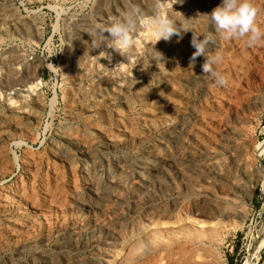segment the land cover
I'll return each instance as SVG.
<instances>
[{
    "label": "rangeland",
    "instance_id": "rangeland-1",
    "mask_svg": "<svg viewBox=\"0 0 264 264\" xmlns=\"http://www.w3.org/2000/svg\"><path fill=\"white\" fill-rule=\"evenodd\" d=\"M173 3L164 0L161 12L181 16L179 24L198 35L212 34L208 55L221 58L214 68L226 85L203 74V56L191 63L193 31L156 42L147 23L154 0H0V264H43L47 255L60 264H264V40L248 47L247 37L216 34L203 14L222 0ZM252 3L264 33V0ZM132 5L141 16L127 57L107 46L103 30ZM92 40L104 42L93 48ZM107 79L124 101L83 112L77 98ZM181 122L183 131L176 128ZM146 160L155 170L148 175ZM25 166L49 172L51 183L30 189L35 206L20 224L8 225L12 190L29 176ZM87 171L119 185L93 208L72 201L77 192L86 194ZM55 187L66 192L59 201L52 197ZM173 204L178 209L169 217L163 211ZM200 205L205 214L194 211Z\"/></svg>",
    "mask_w": 264,
    "mask_h": 264
},
{
    "label": "bare ground",
    "instance_id": "bare-ground-1",
    "mask_svg": "<svg viewBox=\"0 0 264 264\" xmlns=\"http://www.w3.org/2000/svg\"><path fill=\"white\" fill-rule=\"evenodd\" d=\"M195 1V0H194ZM206 1V0H205ZM210 1V0H209ZM201 2V1H200ZM260 3V2H259ZM194 4V3H193ZM192 6V5H191ZM190 6V7H191ZM1 8V7H0ZM187 8V7H186ZM4 10V9H3ZM2 10V11H3ZM173 10V9H172ZM6 11V10H5ZM180 11V10H179ZM183 11V10H182ZM199 11V10H198ZM7 12V11H6ZM187 12V11H186ZM195 12V11H194ZM202 12V11H201ZM180 13H182V12H180ZM191 14L193 13V12H190ZM179 14V13H178ZM178 14L177 15H175L174 14V16H178ZM184 14V13H183ZM182 14V15H183ZM189 14V13H188ZM188 14H185V16L186 15H188ZM193 14H195V13H193ZM191 15V17H193L194 15ZM179 15H181V14H179ZM5 16V15H4ZM173 16V15H172ZM185 16L183 17L182 16V18L184 19L185 18ZM189 16V15H188ZM0 17H2V16H0ZM181 17V16H180ZM180 17H175L174 19L179 23V22H181L182 21V19L180 18ZM199 18V17H198ZM190 19V18H189ZM193 19V18H192ZM185 20H186V18H185ZM195 20V19H194ZM186 22V21H185ZM189 22V21H188ZM194 22H196V21H194ZM108 23V22H107ZM183 24H184V22H182ZM190 23V22H189ZM188 23V24H189ZM96 25L95 26H99L100 24L99 23H95ZM181 24V23H180ZM103 25V24H102ZM110 25V24H109ZM185 25V24H184ZM106 26V25H105ZM187 27H188V25H187ZM95 28V27H94ZM101 28V27H100ZM102 30V29H101ZM96 31V30H95ZM104 31V30H103ZM185 38V37H184ZM166 42V41H165ZM80 43V42H79ZM84 44V43H83ZM174 44V43H173ZM162 46V45H161ZM163 47H165V46H163ZM157 48V47H156ZM172 48V47H171ZM156 50V49H155ZM167 51H169V50H167ZM172 51V50H171ZM152 51H150V53H151ZM154 52V51H153ZM159 52V51H158ZM165 52H163V54H164ZM148 54V53H147ZM162 54V55H163ZM78 55V54H77ZM156 55V54H155ZM154 56V55H153ZM158 56V55H157ZM156 56V57H157ZM160 56H161V54H160ZM4 57V56H3ZM171 58V57H170ZM154 59V58H153ZM158 59H159V56H158ZM161 59V58H160ZM163 59V58H162ZM6 60V59H5ZM173 60V59H172ZM169 63V62H168ZM138 64V63H137ZM150 68V67H149ZM162 69V68H161ZM168 69V68H167ZM160 72V71H159ZM185 72V71H184ZM162 73V72H161ZM166 73V72H165ZM105 75V74H104ZM109 75V74H108ZM113 75V74H112ZM160 75V74H159ZM172 75H174V74H172ZM126 76V75H125ZM110 77V76H109ZM179 77V76H178ZM182 78H183V76H181ZM111 78V77H110ZM113 78V77H112ZM174 78V77H173ZM89 79V78H88ZM104 79V78H103ZM114 79V78H113ZM163 79V78H162ZM168 79V78H167ZM94 80V79H93ZM110 80H112V79H110ZM110 80H102V81H98V82H94L93 84H91V86H90V88L86 91H83L81 94H80V96L78 97L77 95L79 94H77V95H75L76 97H78L77 98V101L79 102V107L81 108V109H83V112H84V109L85 110H93V112L96 110L97 112L99 111V110H101V109H103L104 108V106L105 105H108V104H115L116 105V103H120V101L123 99V97L121 96V94H116L117 93V91H114V89H112L111 88V81ZM10 81V80H9ZM14 81V80H13ZM203 81H204V79H203ZM11 82V81H10ZM129 82V81H128ZM174 82V81H173ZM112 83H114V82H112ZM141 83V82H140ZM164 83V82H163ZM14 84V83H13ZM9 85V84H8ZM139 85V84H138ZM144 85H146V84H144ZM112 86H114V84L112 85ZM174 86V85H173ZM115 87V86H114ZM176 87V86H175ZM204 88V87H203ZM117 89V88H116ZM119 89V88H118ZM120 89H121V87H120ZM137 89V88H136ZM141 89V88H140ZM170 89V88H169ZM124 90V89H123ZM143 90H144V88H143ZM174 90V89H173ZM81 91V90H80ZM136 91V90H135ZM175 91V90H174ZM153 92V91H152ZM163 92V91H162ZM145 93V92H144ZM175 93V92H174ZM179 93V92H178ZM142 94V93H141ZM166 94V93H165ZM176 94V93H175ZM156 95V94H155ZM169 95V94H168ZM127 96V95H126ZM158 96V95H157ZM73 97V96H72ZM152 97V96H151ZM163 98V97H162ZM69 99V98H68ZM73 99H74V97H73ZM72 99V100H73ZM76 99V98H75ZM74 99V100H75ZM126 99V98H125ZM148 99V98H147ZM154 99V98H153ZM161 99V98H160ZM160 99L158 100V102L160 101ZM37 100V99H36ZM151 100V99H150ZM177 100V99H176ZM123 101H124V99H123ZM123 101H122V104H123ZM164 100L162 99V102H163ZM75 102V101H74ZM126 102H129V101H127V99H126ZM133 102V101H132ZM72 103V102H71ZM150 103V102H149ZM160 104V103H159ZM158 104V105H159ZM162 104V103H161ZM72 105V104H71ZM118 105H120V104H118ZM127 105H129L128 103H127ZM132 105V104H131ZM167 105V104H166ZM161 106V105H160ZM115 107V106H114ZM117 107V106H116ZM143 107V106H142ZM159 108V107H158ZM173 108V107H172ZM79 109V108H78ZM143 109V108H142ZM146 109V108H145ZM169 109V108H168ZM167 109V110H168ZM119 110V109H118ZM129 110H131V109H129ZM78 111V110H77ZM106 111V110H105ZM105 111H102V112H105ZM69 112V111H68ZM100 112V111H99ZM119 113V112H118ZM153 113V112H152ZM103 114V113H102ZM112 114V113H111ZM120 114V113H119ZM33 115V112H32V114H31V116ZM105 115H106V113H105ZM107 115H108V111H107ZM123 115V114H122ZM5 116V115H4ZM69 116H71V115H69ZM100 116H102V115H100ZM140 116V115H139ZM174 116V115H173ZM33 117H37V116H33ZM116 117V116H115ZM118 117V116H117ZM120 117V116H119ZM16 118V117H15ZM125 118V117H124ZM152 118V117H151ZM36 119V118H35ZM87 119V118H86ZM118 119V122H119V118H117ZM123 119V118H122ZM122 119L120 120V121H122ZM132 119H134V118H132ZM170 119V118H169ZM102 120V119H101ZM154 120V119H153ZM167 120V119H166ZM171 120V119H170ZM12 121V120H11ZM72 121V120H71ZM132 121V120H131ZM136 121V120H135ZM145 121V120H144ZM171 121H173V120H171ZM182 121V120H181ZM134 122V121H133ZM177 122V121H176ZM87 123V122H86ZM119 123H121V122H119ZM145 123V122H144ZM173 123H175V121L174 122H172V124ZM16 124V123H15ZM136 124V123H135ZM134 124V125H135ZM139 124V123H138ZM186 123H180V124H177V126H176V128H178L179 130H182L183 131V129L186 127V125H185ZM9 125V124H8ZM19 125H20V123H19ZM86 125V124H85ZM124 125V124H123ZM161 126H162V124H160ZM131 126V125H130ZM172 126H174V124L172 125ZM171 126V127H172ZM4 127V126H3ZM65 127V126H64ZM69 127V126H68ZM111 127V126H110ZM175 127V126H174ZM67 128V127H66ZM70 128V127H69ZM73 128V127H72ZM75 129H76V127H74ZM73 128V129H74ZM85 128V127H84ZM84 128L82 129V130H84ZM112 128V127H111ZM110 128V129H111ZM123 128V127H122ZM125 128V127H124ZM123 128V129H124ZM156 128V127H155ZM175 128V129H176ZM68 129V128H67ZM71 129V128H70ZM70 129H68L69 131H70ZM90 129V128H89ZM109 129V130H110ZM136 129V128H135ZM172 129V128H171ZM174 129V130H175ZM187 129V128H186ZM64 130V129H63ZM72 130V129H71ZM78 130V129H77ZM118 130H120V129H118ZM125 130V129H124ZM147 130V129H146ZM157 130V129H156ZM173 130V131H174ZM179 130H178V132H179ZM85 131V130H84ZM89 131V130H88ZM108 131V130H107ZM129 132H130V130H128ZM187 131V130H186ZM63 132V131H62ZM125 132V131H124ZM129 132H128V134H129ZM132 133L134 132L133 131V127H132V131H131ZM139 132V131H138ZM158 132V131H157ZM160 132V131H159ZM158 132V133H159ZM64 133H66V132H64ZM70 133H72V132H70ZM82 133V132H81ZM80 133V134H81ZM109 133V132H108ZM126 133H127V131H126ZM132 133L130 134L131 136H134V135H132ZM175 133H176V131H175ZM180 133H181V131H180ZM67 134H68V132H67ZM73 134H75V133H73ZM83 134V133H82ZM91 134H92V132H91ZM128 134H126L127 135V138H128ZM135 134V133H134ZM149 134V133H148ZM172 134V133H171ZM185 134V133H184ZM63 135V134H62ZM61 135V136H62ZM76 135L77 134H75V137L74 138H77V139H79L78 137H76ZM84 135V134H83ZM102 135V134H101ZM122 135V134H121ZM140 135V134H139ZM66 136H68V135H66ZM86 136V135H85ZM94 136V135H93ZM108 136V135H107ZM111 136V135H110ZM114 136V135H113ZM135 136H136V134H135ZM174 136V135H173ZM176 136V135H175ZM184 136V135H183ZM183 136H181V137H183ZM6 137V136H5ZM72 137V136H71ZM89 137V136H88ZM88 137H87V139H88ZM120 137V136H119ZM141 137V136H140ZM66 138V137H65ZM69 139H72V138H70V137H68ZM67 138V139H68ZM91 138V137H90ZM89 138V139H90ZM126 138V137H125ZM129 138H130V136H129ZM134 138V137H133ZM143 138V137H142ZM178 138V137H177ZM81 139H82V137H81ZM81 139H79V140H81ZM86 138L84 137V141L85 142H87L88 140L86 139ZM110 139V138H109ZM118 139V138H117ZM121 139V138H120ZM119 139V140H120ZM124 139V138H123ZM144 139V138H143ZM181 139V138H180ZM233 139V138H232ZM238 139V138H237ZM146 140V139H145ZM159 140V139H158ZM173 140V139H172ZM234 140V139H233ZM241 140H243V138L241 139ZM83 141V140H82ZM81 141V142H82ZM110 141H113V140H110ZM67 142H70V141H67ZM80 142V141H79ZM96 142V141H95ZM122 142H123V140H122ZM121 142V143H122ZM125 142V141H124ZM136 142V141H135ZM235 142V141H234ZM242 142V141H241ZM71 143V142H70ZM83 143V142H82ZM89 143V142H88ZM115 143V142H114ZM117 143V142H116ZM73 144V143H72ZM71 144V145H72ZM78 144V143H77ZM83 144H87V143H83ZM90 144V143H89ZM107 144H109V143H107ZM147 144H149V143H147ZM152 144V143H151ZM235 144V143H234ZM237 144V143H236ZM238 144H239V142H238ZM67 145V144H66ZM70 145V146H71ZM75 145V144H74ZM88 145V144H87ZM115 145V144H114ZM117 145H118V143H117ZM120 145V144H119ZM123 145V144H122ZM180 145V144H179ZM241 145H243V143L241 144ZM78 146V145H77ZM83 146V145H82ZM132 146V145H131ZM150 146V145H149ZM160 146V145H159ZM165 146V145H164ZM178 146V145H177ZM67 147V146H66ZM87 148L89 147V146H86ZM93 147V146H92ZM112 147H114V146H112ZM233 147V146H232ZM236 147V146H235ZM90 148V147H89ZM88 148V149H89ZM139 148V147H138ZM158 148V147H157ZM161 148V147H160ZM181 148V147H180ZM74 149V148H73ZM77 149V148H76ZM78 149H80V148H78ZM92 148H90V150H91ZM171 149V148H170ZM84 150V149H83ZM92 150H95V149H92ZM121 150V149H120ZM126 150V149H125ZM135 150V149H134ZM133 150V151H134ZM155 150V149H154ZM169 150V149H168ZM67 151H68V149H67ZM70 151V150H69ZM96 151V150H95ZM98 151V150H97ZM122 151V150H121ZM137 152V151H136ZM147 152H148V150H147ZM160 152V151H159ZM87 153V152H86ZM92 153V152H91ZM122 153V152H121ZM128 153V152H127ZM126 153V154H127ZM149 153V152H148ZM154 151H151L150 152V154L153 156L154 155ZM64 154V153H63ZM76 154V153H75ZM88 154V153H87ZM124 154V153H123ZM172 154V153H171ZM41 155V154H40ZM42 155H43V153H42ZM62 155V154H61ZM120 155H122V154H120ZM157 155V154H156ZM155 155V156H156ZM107 156V155H106ZM149 156V155H148ZM158 156V155H157ZM170 156V155H169ZM172 156V155H171ZM170 156V157H171ZM177 156V155H176ZM68 157V156H67ZM91 157V159H92V155L90 156ZM111 157V156H110ZM32 158V157H31ZM39 158V157H38ZM88 158V157H87ZM93 158H95V157H93ZM101 158V157H100ZM103 158V157H102ZM105 158V157H104ZM148 158V157H147ZM157 158V157H156ZM161 158V157H160ZM159 157L157 158V159H159L161 162H162V158L160 159ZM187 158V157H186ZM151 160H152V158H150ZM154 159V158H153ZM165 159V158H164ZM178 159V158H177ZM94 160V159H93ZM92 160V161H93ZM105 160V159H104ZM119 160V159H118ZM122 160V159H121ZM123 160H126L125 158L123 159ZM128 160V159H127ZM49 161V160H48ZM91 161V160H90ZM91 161V162H92ZM98 161V160H97ZM100 161V160H99ZM102 161V160H101ZM145 161V160H144ZM164 161V160H163ZM5 162V161H4ZM39 162V161H38ZM82 162V161H81ZM95 161H93L92 163H94ZM110 162V161H109ZM125 162V164H126V162L127 161H124ZM132 162V161H131ZM142 162V161H141ZM146 162H147V160H146ZM146 162H143L142 164L144 165L143 166V168L145 167V172L147 173V175L148 174H150L148 171H151L150 169H152L151 167H150V165L148 164V162L146 163ZM90 163V162H89ZM88 163V164H89ZM105 163V162H104ZM108 163V162H107ZM35 165L37 164V163H34ZM96 164V163H95ZM97 164H99V163H97ZM121 164H123V163H121ZM136 164V163H135ZM159 164V163H158ZM1 165V164H0ZM28 165H30V164H28ZM42 165V164H41ZM110 165V164H109ZM124 165V164H123ZM122 165V166H123ZM127 165H129L128 163H127ZM162 165H164V164H162ZM33 166V165H32ZM32 166H27L28 168H29V176L27 177V178H25L24 179V181H22V180H20L19 182H20V184H19V187H17V188H15V189H13L12 190V193H11V196H10V198L12 199V205H13V208L11 209V211H10V214H8V216L7 217H5L6 218V221H7V224L8 225H15L18 221H20L21 220V218L23 217V215L26 213L25 211H26V209L28 208V207H30V208H32V207H34L35 206V204H36V201H35V198L32 196V195H30V193L29 192H31L30 191V189L31 190H33L34 189V187L36 186V185H40V186H44L45 184L47 185V187H49L50 186V180H49V175H48V173L49 172H41L39 169H37L36 167H34V168H32ZM37 166V165H36ZM71 166V165H70ZM73 166V165H72ZM90 166V165H89ZM101 166V165H100ZM26 167V166H25ZM26 167V168H27ZM38 167V166H37ZM55 167H56V165H55ZM69 167V166H68ZM92 167V166H91ZM96 167V166H95ZM102 167V166H101ZM116 167V166H115ZM121 167V166H120ZM124 167V166H123ZM158 167V166H157ZM36 168V169H35ZM42 168V167H41ZM74 168V167H73ZM86 168V167H85ZM88 168V167H87ZM86 168V169H87ZM97 169H98V166L96 167ZM96 168H94V169H96ZM122 168V167H121ZM121 168H119V170L121 169ZM125 169H126V167H124ZM131 168V167H130ZM158 168H160V167H158ZM62 169V168H61ZM89 169V168H88ZM94 169H93V171H94ZM101 169V168H100ZM111 169V168H110ZM123 169V168H122ZM134 169V168H133ZM142 169V168H141ZM69 170V169H68ZM91 170V169H90ZM109 170V169H108ZM127 170H129V169H127ZM126 170V171H127ZM132 170V169H131ZM143 170V169H142ZM152 170H154V169H152ZM157 170V169H156ZM161 170V169H160ZM43 171V170H42ZM47 171V170H46ZM63 171V170H62ZM70 171H72V170H70ZM102 171H103V169H102ZM123 171L125 172V170L123 169ZM163 171V170H162ZM161 171V172H162ZM59 172V171H58ZM61 172V171H60ZM100 172V171H99ZM119 172L120 171H118V174H119ZM123 172V173H124ZM154 172H155V170H154ZM153 172V173H154ZM157 172V171H156ZM56 174H57V172H55ZM71 173V172H70ZM101 173V172H100ZM100 173H98V174H100ZM123 173H121V174H123ZM126 173V172H125ZM124 173V174H125ZM152 173V172H151ZM152 173V174H153ZM157 173H159V172H157ZM97 174V173H96ZM96 174H95V172H89V171H87V172H85V181H86V191H85V195L84 196H80L79 194H78V192H77V194L75 195V192H74V197H73V200L72 201H74L76 204H80V205H82V206H86V207H91V208H93L92 207V205L94 206V204L96 205V203H98L99 201L100 202H102V198H104V196L106 195V197H107V191L109 190V191H113V189L111 190V186H112V184H117V183H115L113 180H114V177L113 178H111L110 180L107 178V180L108 181H104V180H102V181H104V182H101L100 180H99V176L101 177L102 175H99L98 177L96 176ZM108 174H109V171H108ZM121 174H119V176H121V177H123ZM123 174V175H124ZM144 174H142V176H143ZM54 176V175H53ZM60 176V178H62L61 176L62 175H59ZM113 176V175H112ZM118 176V177H119ZM152 176V175H151ZM103 177V176H102ZM155 177V176H154ZM161 177V176H160ZM52 178V177H51ZM117 178V177H116ZM128 178V177H127ZM152 178V177H151ZM54 179V178H53ZM101 179V178H100ZM103 179V178H102ZM145 179V178H144ZM150 178L148 177V180H149ZM47 180V181H46ZM52 180V179H51ZM58 180H59V178H58ZM116 180V179H115ZM122 180H123V178H122ZM146 180H147V178H146ZM153 180H154V178L152 179V182H153ZM156 180V179H155ZM117 181L120 183V181H121V178H117ZM116 181V182H117ZM150 181V180H149ZM148 181V182H149ZM47 182V183H46ZM56 182H57V179H56ZM85 183V182H84ZM143 183H144V181H143ZM150 183V182H149ZM58 184V183H57ZM154 184V183H153ZM80 185V184H79ZM118 185V184H117ZM144 185V184H143ZM146 185H147V183H146ZM148 185H150V184H148ZM116 185H114V187H115ZM119 186V185H118ZM74 187V186H73ZM46 188V187H45ZM59 188V187H58ZM115 189V188H114ZM117 189V188H116ZM115 189V190H116ZM140 190V189H139ZM74 191V190H73ZM76 191V190H75ZM33 192V191H32ZM149 192V191H148ZM66 193V192H65ZM64 192H63V190H59V189H57L56 187H55V189H54V191L52 192V197H53V199L54 200H58L59 198H61L64 194H65ZM72 193V192H71ZM114 193V192H113ZM152 193V192H151ZM47 194H48V192H47ZM83 194V193H82ZM116 194H118V193H116ZM120 194H121V192H120ZM70 195H72V194H70ZM109 195H110V192H109ZM117 196V195H116ZM65 197H66V195H65ZM72 197V196H71ZM111 197H112V195H111ZM122 197V196H121ZM9 198V197H8ZM64 198V197H63ZM68 198V197H67ZM119 198V197H118ZM50 200H51V202H52V198L50 197L49 198ZM49 199H48V201H49ZM117 199V198H116ZM41 200V199H40ZM53 200V201H54ZM62 200V199H61ZM110 200V199H109ZM59 201V200H58ZM63 201V200H62ZM65 201V200H64ZM104 201V200H103ZM107 201V200H106ZM40 202V201H39ZM43 202V201H42ZM99 202V203H100ZM119 202V201H118ZM55 203V202H54ZM60 203H61V201H60ZM64 202H62V204H63ZM38 204V203H37ZM71 204H72V202H71ZM74 204V203H73ZM198 204V203H197ZM75 205V204H74ZM174 205V207H172V208H169L168 210H165V211H163V213H170V215H169V217L173 214V213H175V210H177L178 208H176V206L177 205H175V204H173ZM205 205V204H204ZM1 206V205H0ZM40 206V205H39ZM62 206V205H61ZM72 206V205H71ZM98 206H99V204H98ZM195 206V205H194ZM205 207V206H204ZM37 208V207H36ZM42 208V207H41ZM59 208V207H58ZM94 208H96V207H94ZM202 208H203V205H202ZM224 208V207H223ZM69 209V208H68ZM167 209V208H166ZM211 209V208H210ZM228 209V208H227ZM34 210V209H33ZM42 210V209H41ZM48 210V209H47ZM50 210H51V207H50ZM66 210V209H65ZM92 210V209H91ZM93 210H96V209H93ZM203 209H201V205H200V208H199V206L198 207H194V211L196 212H199V213H203V214H205L206 213V210H205V212L204 211H202ZM1 211V210H0ZM38 211V210H37ZM90 211V210H89ZM209 211V210H208ZM31 212V211H30ZM88 212V211H87ZM196 212V213H197ZM228 211L226 210V207H225V210H222V212L221 213H223V214H226ZM8 213V212H7ZM162 213V212H161ZM208 213H210V212H208ZM43 215V214H42ZM45 215V214H44ZM160 215V214H159ZM37 216V215H36ZM48 217H50V216H48ZM95 217V216H94ZM172 217V216H171ZM178 217V216H177ZM35 218V217H34ZM33 218V219H34ZM42 218V217H41ZM46 219V218H45ZM49 219V218H48ZM85 219V218H84ZM95 219V218H94ZM38 220V219H37ZM76 220V219H75ZM87 220V219H86ZM99 220H100V218H99ZM127 220V219H126ZM126 220H124V221H126ZM34 221V220H33ZM38 222V221H37ZM89 222V221H88ZM102 222V221H101ZM104 222V221H103ZM19 223V222H18ZM17 223V224H18ZM86 223V222H85ZM125 223V222H124ZM20 224V223H19ZM126 224V223H125ZM7 225V226H8ZM89 225V223L87 224V226ZM97 225V224H96ZM119 225V224H118ZM40 226V225H39ZM81 226H83V225H81ZM91 226V225H90ZM92 226H93V224H92ZM106 226V225H105ZM123 226V225H122ZM8 227H10V226H8ZM28 227V226H27ZM65 227V226H64ZM85 228L84 229H86V228H88V227H86V224H85V226H84ZM118 227H120V226H118ZM29 228V227H28ZM80 228V227H79ZM83 228V227H82ZM91 228V227H90ZM3 229V228H2ZM12 229H13V227H12ZM14 229H16V228H14ZM38 229V228H37ZM117 229V228H116ZM120 229V228H119ZM80 230V229H79ZM78 230V231H79ZM87 230V229H86ZM86 230H81V231H83V232H85L86 233ZM12 231V230H11ZM10 231V232H11ZM14 231V230H13ZM89 231V230H88ZM92 231H94L93 229H92ZM91 231V232H92ZM98 231H100V230H98ZM117 232H118V230H116ZM73 232H74V230H73ZM77 232V231H76ZM16 233V232H15ZM23 233V232H22ZM78 233V237L76 236V233H75V236L77 237V240L76 241H82L83 239V235H81L80 236V234H79V232H77ZM87 233H89V232H87ZM93 233V232H92ZM91 233V234H92ZM104 233H107V232H104ZM120 233V232H119ZM11 234V233H10ZM19 234V233H18ZM17 234V235H18ZM70 235H72V234H70ZM70 235H69V237H70ZM90 234H88V236H89ZM99 235V234H98ZM115 235V234H114ZM9 236V235H8ZM12 236V235H11ZM15 236V235H14ZM68 236V235H67ZM85 236H86V234H85ZM73 237H74V233H73ZM76 237H74V238H76ZM94 237H96L97 238V236L95 235ZM71 238H72V236H71ZM70 238V239H71ZM86 238V237H85ZM98 238H100L99 236H98ZM111 238V237H110ZM19 239V238H18ZM88 239V238H87ZM103 239V238H102ZM5 240V239H4ZM14 240V239H13ZM10 241V240H9ZM70 241H72V239L70 240ZM86 241V240H85ZM96 241H97V239H96ZM119 241V240H118ZM73 242H75V240L73 241ZM88 242V241H87ZM6 243V242H5ZM81 243V242H80ZM85 244H86V242H84ZM110 243V242H109ZM114 243V242H113ZM77 244V243H76ZM105 244V243H104ZM23 245V244H22ZM106 245H108V244H106ZM16 246V245H15ZM74 246V245H73ZM115 246V245H114ZM0 247H1V245H0ZM4 247V246H3ZM110 248V247H109ZM19 249V248H18ZM103 250V249H102ZM107 250V249H106ZM2 251V250H1ZM23 251V250H22ZM53 252V251H52ZM96 253V252H95ZM40 255H41V253H40ZM106 257V256H105ZM44 259V263L43 264H60L59 263V260L57 261V260H54L53 259V257H51V256H48L47 255V257H45V258H43ZM36 260V259H35ZM4 261V260H3ZM12 261V260H11ZM14 262V261H13ZM16 263V262H15ZM35 263V262H34ZM61 263H62V261H61ZM14 264V263H13ZM79 264V263H78ZM92 264H103L102 263V261L99 259V260H96L95 259V261H93L92 262Z\"/></svg>",
    "mask_w": 264,
    "mask_h": 264
},
{
    "label": "clouds",
    "instance_id": "clouds-1",
    "mask_svg": "<svg viewBox=\"0 0 264 264\" xmlns=\"http://www.w3.org/2000/svg\"><path fill=\"white\" fill-rule=\"evenodd\" d=\"M163 2L164 0H154L153 15L147 20V23L153 28L158 37L156 42L161 39L170 41L173 36L182 38L184 32L193 31L191 46L195 51L192 54L191 63L195 64L197 57L203 56L205 58L202 65L203 74L211 76L220 86L226 85V78L214 68V65L221 58L208 55L209 45L214 43L212 34L198 35L191 28L179 24L172 16L163 14L161 12ZM176 2L177 0H174L173 4ZM203 15L209 18L215 33L222 34L224 39H243L247 37L246 44L248 47H255L261 40H264V33L256 24L258 10L252 0H222L221 5L214 8L210 14ZM139 16H141L140 9L132 5L123 14L122 18L116 19L107 26L104 29V33H107L110 37L108 39L110 43H107V46L128 57L134 46L133 36L138 27ZM103 42L102 40L97 44L95 40H92L91 43L93 48H99ZM156 53L160 59V54ZM103 57L110 59L107 52H103Z\"/></svg>",
    "mask_w": 264,
    "mask_h": 264
}]
</instances>
